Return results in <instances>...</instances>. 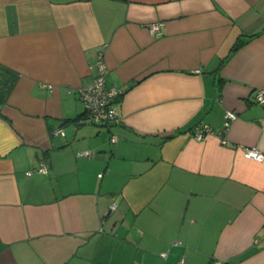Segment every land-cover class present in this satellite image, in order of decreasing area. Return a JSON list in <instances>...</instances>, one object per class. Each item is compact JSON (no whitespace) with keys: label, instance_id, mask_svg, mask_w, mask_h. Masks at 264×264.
<instances>
[{"label":"crops","instance_id":"1","mask_svg":"<svg viewBox=\"0 0 264 264\" xmlns=\"http://www.w3.org/2000/svg\"><path fill=\"white\" fill-rule=\"evenodd\" d=\"M0 65V264H264V0H0Z\"/></svg>","mask_w":264,"mask_h":264},{"label":"built area","instance_id":"2","mask_svg":"<svg viewBox=\"0 0 264 264\" xmlns=\"http://www.w3.org/2000/svg\"><path fill=\"white\" fill-rule=\"evenodd\" d=\"M163 23L161 21H156L148 24V31L150 34H154L157 30L162 27ZM94 70V77L91 83L81 86L78 89V96L82 101L84 107L85 118L95 124H109L112 122H119L120 118L115 106L116 99L122 94V90L118 89L115 86L108 85L106 80V71L107 67L104 61V50L98 49L96 52L95 60L89 66ZM256 102L264 105V91H257L255 94ZM236 118V113L231 110L225 112L224 126L225 130L230 122ZM222 130V131H223ZM213 129L210 125L196 124L192 128V134L196 139H202L206 134L212 133ZM53 134H63V129L61 127L56 128L52 132ZM110 140L114 142L116 139L114 136H111ZM222 143H225L226 140L221 138ZM80 155H89L90 151L85 150L79 152ZM243 154L245 157L264 161V153H262L256 147H243ZM38 171L45 172L46 165L44 162H41L40 165L34 169ZM30 171H27L26 174H30ZM111 208H115V205H112ZM162 256H165L166 253L162 252ZM177 264H184V260L181 259Z\"/></svg>","mask_w":264,"mask_h":264},{"label":"trees","instance_id":"3","mask_svg":"<svg viewBox=\"0 0 264 264\" xmlns=\"http://www.w3.org/2000/svg\"><path fill=\"white\" fill-rule=\"evenodd\" d=\"M237 48L235 46L234 50ZM16 80V75L8 68L0 65V105L7 101V97Z\"/></svg>","mask_w":264,"mask_h":264}]
</instances>
